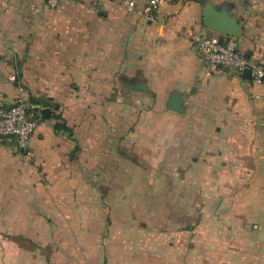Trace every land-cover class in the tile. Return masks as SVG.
Returning a JSON list of instances; mask_svg holds the SVG:
<instances>
[{
    "label": "crops",
    "instance_id": "crops-1",
    "mask_svg": "<svg viewBox=\"0 0 264 264\" xmlns=\"http://www.w3.org/2000/svg\"><path fill=\"white\" fill-rule=\"evenodd\" d=\"M145 2L57 0L50 8L46 0H0V105L23 97L37 122L27 150L0 140V264H24L23 247L8 236L63 233L59 220L69 224L71 207L91 198L82 187L113 194L130 181L137 148L152 137L139 121L151 114L160 122L214 124L195 133L191 153L207 154L214 182L225 188L228 218L238 222L233 232L256 236L254 264H264V82L231 68L208 75L194 40L226 37L202 23L210 3L236 20L239 52L264 65V0H161L148 17ZM136 82L149 92L133 89ZM174 92L182 113L167 109ZM165 127L159 136L168 144ZM184 136L175 132L177 146Z\"/></svg>",
    "mask_w": 264,
    "mask_h": 264
},
{
    "label": "rangeland",
    "instance_id": "rangeland-1",
    "mask_svg": "<svg viewBox=\"0 0 264 264\" xmlns=\"http://www.w3.org/2000/svg\"><path fill=\"white\" fill-rule=\"evenodd\" d=\"M164 109L158 107L157 115ZM158 118H140V130L149 126L152 137L142 150L137 148L130 181L124 179L113 194L107 188L82 187L81 194L87 188L91 198L71 207L69 224L59 220L63 233L7 237L8 243L23 247L24 264H254L256 236L233 232L238 222L228 218L225 188L214 182L207 154L191 153L198 150L195 133L214 124ZM164 127L168 144L159 136ZM176 131L185 134L179 146ZM78 212L86 215L78 218ZM95 230L98 234H90Z\"/></svg>",
    "mask_w": 264,
    "mask_h": 264
},
{
    "label": "built area",
    "instance_id": "built-area-1",
    "mask_svg": "<svg viewBox=\"0 0 264 264\" xmlns=\"http://www.w3.org/2000/svg\"><path fill=\"white\" fill-rule=\"evenodd\" d=\"M160 1L146 0L142 13L150 16ZM46 2L50 8L57 4V0ZM127 5L132 8L134 2L129 1ZM194 40L206 59L208 75L218 68H231L239 74L244 69H249L250 80L254 84L260 85L264 82V65L253 63L240 53L236 37L226 36L221 39L218 36H196ZM11 79L14 80V76ZM33 108V104L23 97L16 98L11 105H0V140L8 138L21 150H27L31 136L37 128V122L29 115Z\"/></svg>",
    "mask_w": 264,
    "mask_h": 264
},
{
    "label": "water",
    "instance_id": "water-1",
    "mask_svg": "<svg viewBox=\"0 0 264 264\" xmlns=\"http://www.w3.org/2000/svg\"><path fill=\"white\" fill-rule=\"evenodd\" d=\"M202 23L206 28L216 33L234 37L238 35V25L236 20L226 16L219 7L213 6L210 3H206L203 7ZM241 76L244 79L250 80V70L244 69ZM132 88L143 92H149L146 85L141 82L134 83ZM167 109L178 113L184 111V108L181 105V96L178 92H174L170 96L167 103ZM40 113L43 118H48L50 116V109L42 108L40 109Z\"/></svg>",
    "mask_w": 264,
    "mask_h": 264
},
{
    "label": "trees",
    "instance_id": "trees-1",
    "mask_svg": "<svg viewBox=\"0 0 264 264\" xmlns=\"http://www.w3.org/2000/svg\"><path fill=\"white\" fill-rule=\"evenodd\" d=\"M32 101V100H31ZM34 102V104H37L35 101H33ZM65 127V126H64ZM65 129H67V128H65Z\"/></svg>",
    "mask_w": 264,
    "mask_h": 264
}]
</instances>
